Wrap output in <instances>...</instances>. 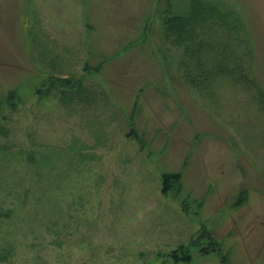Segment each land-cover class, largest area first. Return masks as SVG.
I'll list each match as a JSON object with an SVG mask.
<instances>
[{
  "label": "rangeland",
  "instance_id": "rangeland-1",
  "mask_svg": "<svg viewBox=\"0 0 264 264\" xmlns=\"http://www.w3.org/2000/svg\"><path fill=\"white\" fill-rule=\"evenodd\" d=\"M205 1L0 0V264H264V0Z\"/></svg>",
  "mask_w": 264,
  "mask_h": 264
},
{
  "label": "trees",
  "instance_id": "trees-1",
  "mask_svg": "<svg viewBox=\"0 0 264 264\" xmlns=\"http://www.w3.org/2000/svg\"><path fill=\"white\" fill-rule=\"evenodd\" d=\"M160 1H162V2L166 1L168 3L169 8H170L172 0H160ZM211 4L209 5L205 0H192L191 5L189 6V10L187 13L181 14V15H174L173 17H169V14H168L167 18H166L167 22H169V26L167 27L168 31L170 30L171 33H174L181 38H185V35H187V34L189 35V37H191V35H193V34L197 35L198 30L199 29L201 30L202 23L205 20H207L206 18H211V16L214 15V11L211 10V6H213V5H211ZM217 6L219 7L220 5L218 4ZM217 6H216V8H217ZM213 8L216 9L214 6H213ZM224 9L225 8L220 6L219 11L216 10L217 11L216 14L219 13V17L221 16V18L223 15L221 13V11ZM227 17H226V19H227ZM233 27H234V25H233ZM234 31H235V29H234ZM235 37H236V35H235ZM170 178L179 179L180 177H179V175H173V176L166 175L164 177V185H165L164 187H167V185H169V183L171 182ZM168 190H169V188L167 187V189L165 188L164 192L167 193ZM183 250H184L183 248H181V249L179 248L177 251H173L171 253V256L176 258L177 253L180 251H183ZM9 256H10L9 251H5L4 249L0 250V262L7 261ZM177 260L183 261V262H191L192 256L188 253V254L184 255L183 257L178 258Z\"/></svg>",
  "mask_w": 264,
  "mask_h": 264
}]
</instances>
